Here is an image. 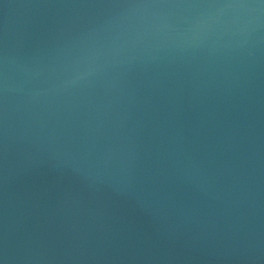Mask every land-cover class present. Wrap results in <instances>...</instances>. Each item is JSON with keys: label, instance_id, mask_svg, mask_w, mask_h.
<instances>
[{"label": "water", "instance_id": "1", "mask_svg": "<svg viewBox=\"0 0 264 264\" xmlns=\"http://www.w3.org/2000/svg\"><path fill=\"white\" fill-rule=\"evenodd\" d=\"M6 264H264L261 0H0Z\"/></svg>", "mask_w": 264, "mask_h": 264}, {"label": "snow or ice", "instance_id": "2", "mask_svg": "<svg viewBox=\"0 0 264 264\" xmlns=\"http://www.w3.org/2000/svg\"><path fill=\"white\" fill-rule=\"evenodd\" d=\"M261 3H264V0H261ZM0 54H2V49H0ZM0 108H2V101H0ZM0 264H6L4 258H0Z\"/></svg>", "mask_w": 264, "mask_h": 264}]
</instances>
